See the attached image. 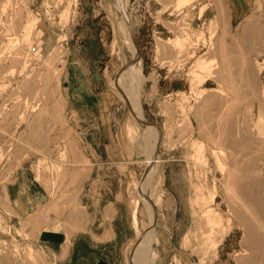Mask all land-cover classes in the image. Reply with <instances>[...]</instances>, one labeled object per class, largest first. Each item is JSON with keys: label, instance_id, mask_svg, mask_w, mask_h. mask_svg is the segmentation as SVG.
Listing matches in <instances>:
<instances>
[{"label": "rangeland", "instance_id": "1", "mask_svg": "<svg viewBox=\"0 0 264 264\" xmlns=\"http://www.w3.org/2000/svg\"><path fill=\"white\" fill-rule=\"evenodd\" d=\"M121 2L137 50L131 65ZM178 36L184 48L174 47ZM220 45L230 48L233 65L223 63ZM202 57L212 62L199 73ZM131 66L140 69L138 89L128 83L137 89L140 118L116 87ZM262 97L264 0H190L180 9L175 0H0V264H59L41 241L43 228L62 225L68 239L90 238L89 214L73 211L85 209L79 195L90 142L104 160L94 186L123 195L112 241L120 264H132L150 224L144 197L155 206L148 264H242L251 252L237 215L264 213V154L255 145L264 136ZM105 122L122 143L106 140L112 156L101 131L89 130ZM212 130L225 136L219 160ZM154 147L158 160L147 163ZM29 183H41L47 199L38 217L18 224L17 192ZM211 209L214 225L205 217ZM84 218L88 228L78 232L73 220ZM91 249L80 242L68 264H89L80 256Z\"/></svg>", "mask_w": 264, "mask_h": 264}, {"label": "crops", "instance_id": "2", "mask_svg": "<svg viewBox=\"0 0 264 264\" xmlns=\"http://www.w3.org/2000/svg\"><path fill=\"white\" fill-rule=\"evenodd\" d=\"M107 117V115H106ZM89 126L90 132H98L101 131V134L104 135L102 137L105 141L107 156H112L111 149H113L114 144H110V141L106 143V140L109 138L112 140V143H118L119 147L122 146L120 137H118V133L111 129V126L108 125L107 122L101 127L99 125ZM112 135V136H111ZM98 143L90 142L88 147V155L90 160V170L87 173V178L84 181L83 187H81L79 200L82 204L81 207L85 209H73L74 213L77 214L80 211L83 214H89L90 218V234L91 236L94 234V228L100 229V232L97 234L98 239L90 236V238H82L81 235L74 236V234L68 239L66 234L61 232L60 229H63V226L59 227L57 230L55 227H47L41 230V241L44 242V245L51 248L53 253L58 260L59 264H68L75 261L79 254H77V249L79 247L80 242H84L90 244L92 249L89 253L83 254L80 256V259L89 264H120L119 260L114 258V246H113V238H114V219L115 214H118V202L119 198H122L121 191H116L115 193L111 192L110 194L101 193L100 190L96 189L95 183L98 180V172L95 171V168L99 162L104 161L102 156L99 155V147ZM111 145V146H110ZM121 145V146H120ZM120 151V150H119ZM118 151V152H119ZM122 156H124L123 152H120ZM111 154V155H110ZM45 189L41 185V183H29L27 187L23 189H19L17 192V201H16V209H15V220L18 224H20V217L26 218L28 216H39L41 209L38 207L44 203L47 197L44 194ZM80 207V208H81ZM72 211V212H73ZM69 211L67 210L66 213ZM45 219H48V214H45ZM63 221H61L62 223ZM86 223V218L84 220L77 219L73 220V226L78 232L81 229L88 228ZM84 225V226H83ZM81 226V227H80ZM113 230V233L109 236H105V232L107 230ZM101 235H104L103 237ZM89 242V243H88ZM65 247H68L65 250ZM63 251L66 254L62 257ZM73 260V261H72Z\"/></svg>", "mask_w": 264, "mask_h": 264}, {"label": "bare ground", "instance_id": "3", "mask_svg": "<svg viewBox=\"0 0 264 264\" xmlns=\"http://www.w3.org/2000/svg\"><path fill=\"white\" fill-rule=\"evenodd\" d=\"M188 2H190V0H175V7H176V9H180L183 5H185V4H187ZM218 3V2H217ZM121 5H122V12H123V14H124V17H125V20H126V22H127V24H128V30H129V34L130 35H126L127 36V41H126V43L128 42V46L130 47V49H131V51H132V54H134V58H132V61L129 63V64H127V65H131V64H134L135 63V60H136V57H137V50H136V45H135V38H134V33H133V31H132V28H131V26H130V24H129V21H128V19H127V16H126V14H125V10H124V3L123 2H121ZM221 6H222V4H221ZM218 7H219V5H218ZM217 7V8H218ZM204 8V7H203ZM223 8V7H222ZM201 11H202V9H201ZM225 11V10H224ZM68 12V11H67ZM66 12V13H67ZM222 12V11H221ZM224 14V13H223ZM129 16V15H128ZM224 18V17H223ZM30 23V22H29ZM31 24H32V22H31ZM29 26H31L32 27V25H29ZM247 25H242V28H241V32H242V34H245V33H247L248 32V30H247ZM30 28V27H29ZM125 28V27H124ZM186 29V28H185ZM188 29V28H187ZM27 30H29L30 31V29H27ZM28 32V31H27ZM29 34V33H28ZM27 36V35H26ZM131 36V37H130ZM28 37V36H27ZM30 37V36H29ZM188 37V36H187ZM25 38V37H24ZM131 38V39H130ZM189 38V37H188ZM29 39V38H28ZM27 40V39H26ZM31 40V39H30ZM184 38L183 37H180V36H178L176 39H175V41H174V47L175 48H177V49H181L185 44H186V41H185V44H184ZM171 43V42H170ZM191 46V45H190ZM184 48V47H183ZM217 50H218V52L221 54L220 56L222 57L221 59L223 60V63L225 64V65H233V63H231V58H232V56H233V53L231 52V50H230V48L227 46V45H220V46H218V48H217ZM181 56V55H180ZM182 58V57H181ZM139 60V59H138ZM185 60V59H184ZM140 62V61H139ZM211 62H212V60H206L204 57H202V58H200V60L198 61V68H200V69H198V70H201V71H199V73L200 72H205V70L207 69V71L209 70V66H210V64H211ZM197 66V65H196ZM226 67V66H225ZM229 67V69H230V66H228ZM227 67V68H228ZM197 71V70H196ZM139 73H140V69L139 68H137V67H135V66H131V67H128V68H126V70L125 71H123V74H122V76H121V78H120V80L116 83V87L118 88L117 89V91H118V93H119V97H120V99H124V100H126L128 103H129V105H130V108H131V110H132V112H133V114H134V116L136 117L137 116V118H140L141 117V109H140V106H137L136 104H137V99L139 98V95H138V93L136 92L137 91V87H139L138 86V84H139ZM193 73L195 74V76H197L196 74L198 73H195L194 71H193ZM192 73V74H193ZM193 74V75H194ZM198 75H200V74H198ZM197 79L198 78H200L199 80H203V76H197L196 77ZM198 80V81H199ZM132 82L131 84H134L135 85V87L137 88L136 89V91L133 89V88H131L130 86L131 85H129L130 84V82ZM202 82V81H201ZM129 83V84H128ZM115 86V85H114ZM115 87V88H116ZM262 98H264V97H262ZM264 100V99H263ZM135 102H136V104H135ZM264 102V101H263ZM229 115V114H228ZM142 119V118H141ZM220 119V118H219ZM222 120V119H221ZM220 120V121H221ZM232 121V120H231ZM212 122V121H211ZM217 122V121H216ZM222 123V122H221ZM226 123H228V122H226ZM153 124H151V123H147V125L146 126H149L148 128L150 129V130H152V131H154L155 132V128H157V127H155L154 129H153V127L154 126H152ZM220 126V125H219ZM224 126V125H223ZM222 126V127H223ZM232 126V125H231ZM215 127V126H214ZM233 127V126H232ZM213 128V127H212ZM216 129H217V127H216ZM218 129H220V128H218ZM217 129V130H218ZM213 131L212 130V132H213V134L212 135H210L211 137V143H212V146H214V153H216L215 155L218 157V160H219V156L217 155V153H219L218 151H215V150H217L216 148H219V144L222 142V136H224V135H221V134H219V133H221V132H219L218 133V131ZM224 130V129H223ZM220 131V130H219ZM221 131H222V129H221ZM264 131V130H263ZM215 132V133H214ZM155 134H156V132H155ZM222 134H224V132H222ZM226 134V133H225ZM262 134V133H261ZM260 134V135H261ZM263 134H264V132H263ZM157 135V134H156ZM259 136V135H258ZM260 137H262V135L260 136ZM224 138H225V136H224ZM228 138V137H227ZM226 138V139H227ZM222 139V140H221ZM258 139V138H257ZM156 141H155V147H156V142L158 141V137L156 136V139H155ZM13 141V140H12ZM210 142V141H209ZM255 144V143H254ZM256 146H257V148H258V151H260V154L261 153H263L264 154V136H263V138H262V140H259V143L258 142H256V144H255ZM201 146V145H200ZM200 146H197V147H199L200 149L198 150L199 152H200V150H201V147ZM254 146V145H253ZM153 147V146H152ZM155 147H154V149H153V152L150 154V155H148L149 157H147L146 158V161H147V163H150L151 161H154V160H158V158L156 157V152H155ZM256 148V147H255ZM197 151V150H196ZM200 156V155H199ZM2 157V156H1ZM197 157H198V155H197ZM201 157H203V156H201ZM216 157V158H217ZM160 158V157H159ZM200 159V158H199ZM197 162V161H196ZM222 163V162H221ZM75 164H76V162H75ZM219 164H220V161H219ZM222 166V165H221ZM242 167V166H241ZM234 169V168H233ZM227 170H228V168H227ZM243 170H245V169H243ZM234 171V170H233ZM232 171V172H233ZM236 172H237V170H236ZM239 172V171H238ZM241 172V171H240ZM225 173V172H224ZM239 174V173H238ZM74 175V174H73ZM148 175V174H147ZM145 176V178H144V183H145V180L147 181V177L148 176ZM232 176V175H231ZM238 177V176H237ZM236 179V178H235ZM243 179V178H242ZM230 180V179H229ZM236 182V181H235ZM145 184H147V182L145 183ZM227 185V184H226ZM142 186H143V183H142ZM141 186V188H140V192H141V195L143 196L144 195V193H143V187ZM240 186V185H239ZM231 187V186H230ZM244 189V188H243ZM238 191V190H237ZM240 191H242V190H240ZM212 197H213V195H211ZM211 197V198H212ZM144 199L146 200L145 202H146V204L148 205V206H146V208H147V211H148V213H149V216H150V224H149V226H148V228H147V230L144 232V233H140V237H138V240H137V243H136V245H135V247H134V251H133V254H132V259H131V261H130V263H132V264H148V259L147 260H144L145 258H144V254H146L147 253V250L150 248V246H149V248L146 246L145 247V245L149 242V240H151V238H154L153 236H154V234H155V232H154V228H153V224H152V222H154L153 221V219H154V209H155V206H154V204H153V202L148 198V197H144ZM213 199V198H212ZM258 200V199H257ZM253 202V201H252ZM255 206V205H254ZM253 208V207H252ZM246 209V208H245ZM255 211H257V210H255ZM212 212V209L211 210H207L206 211V215H205V217H206V222H208V223H212V225H214L213 224V222H216V220H218L219 219V217H216L215 215H217V213L214 215V214H212L211 213ZM261 212H263L262 210H261ZM237 213H238V211H237ZM260 213V212H259ZM259 213H256V212H254V210H241V212L239 213V215H237V217L239 218V220L238 221H240V224L242 225V227H243V229H244V233H245V241H247L248 242V244H247V246L249 247V248H246V246H245V248L246 249H249L250 250V252H251V255H250V257L248 256V258H247V256H246V258L247 259H245V260H242L243 261V263L242 264H264V213L263 214H259ZM157 215V214H156ZM155 215V216H156ZM219 215V214H218ZM156 218V217H155ZM222 220V219H221ZM207 223V224H208ZM219 223H221V221H219ZM215 224H218V223H215ZM240 225V226H241ZM219 226V225H218ZM209 227H211L210 226V224H209ZM214 227V226H213ZM213 227H212V229H210L211 231H213L214 229H213ZM207 232V231H206ZM210 232V231H209ZM215 232V231H214ZM212 234V233H211ZM210 234V235H211ZM205 235V234H204ZM206 236V235H205ZM205 238V237H204ZM210 239H212V238H210ZM154 240V239H153ZM157 240V239H156ZM209 240V239H208ZM214 239H212V241H213ZM210 241V240H209ZM244 241V242H245ZM151 242H153V241H151ZM150 243V242H149ZM215 242H213V244H214ZM203 244V243H202ZM212 244V245H213ZM216 244H217V242H216ZM214 246V245H213ZM215 247V246H214ZM151 250V249H150ZM146 251V252H145ZM149 251V250H148ZM143 252V253H142ZM249 253V252H248ZM146 256H147V254H146ZM144 258V259H143ZM243 259V258H242Z\"/></svg>", "mask_w": 264, "mask_h": 264}, {"label": "built area", "instance_id": "4", "mask_svg": "<svg viewBox=\"0 0 264 264\" xmlns=\"http://www.w3.org/2000/svg\"><path fill=\"white\" fill-rule=\"evenodd\" d=\"M35 50V47H32L31 51H34Z\"/></svg>", "mask_w": 264, "mask_h": 264}]
</instances>
